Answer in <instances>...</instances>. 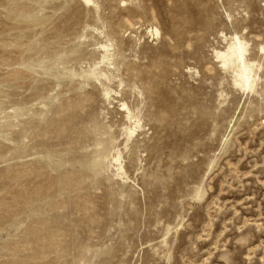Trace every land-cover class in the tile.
Segmentation results:
<instances>
[{"label": "rangeland", "instance_id": "rangeland-1", "mask_svg": "<svg viewBox=\"0 0 264 264\" xmlns=\"http://www.w3.org/2000/svg\"><path fill=\"white\" fill-rule=\"evenodd\" d=\"M0 264H264V0H0Z\"/></svg>", "mask_w": 264, "mask_h": 264}, {"label": "bare ground", "instance_id": "bare-ground-1", "mask_svg": "<svg viewBox=\"0 0 264 264\" xmlns=\"http://www.w3.org/2000/svg\"><path fill=\"white\" fill-rule=\"evenodd\" d=\"M90 1L91 0H87V2H90ZM154 32L156 35H159V33H160V31L157 28L154 29ZM236 39H237L238 45L233 48L231 53H227V54L224 53L223 55H221V57L226 59L227 56H229L231 54L236 58V60L238 61V76H239L237 83L241 84V86L244 89H247V88H250V86H251V81H252L251 71L252 70L250 68L249 63L246 61V58H245L244 45L240 42V40L238 38H236ZM103 48L106 49V46H103ZM107 57L108 56H105V58H107Z\"/></svg>", "mask_w": 264, "mask_h": 264}]
</instances>
